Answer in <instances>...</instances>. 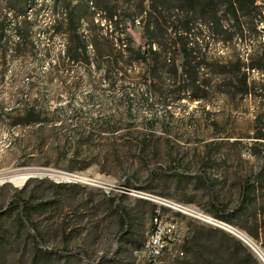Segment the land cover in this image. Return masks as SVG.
<instances>
[{"label": "rangeland", "instance_id": "obj_1", "mask_svg": "<svg viewBox=\"0 0 264 264\" xmlns=\"http://www.w3.org/2000/svg\"><path fill=\"white\" fill-rule=\"evenodd\" d=\"M63 1L33 0V48L14 52L0 45V177L34 174L21 187L0 186V264H97L113 254L116 261L108 264H147L142 247L156 212L177 226L164 264H261L224 229L161 203L224 223L213 216L210 198L233 210L247 185L248 201L226 225L264 253V66L258 69L264 44L257 31L264 14L256 9L259 17H243L239 34L220 7L227 41L196 22L184 35L202 61L194 78L184 73L180 42L168 28L167 53L158 65L127 51L148 49L142 28L147 0H104L110 12L93 11V0H86L94 14L79 32L89 65L63 60L67 36L54 27ZM109 13L117 27L105 21ZM5 35L16 42L12 30ZM94 37L113 43L109 57L94 49ZM236 60L244 67L247 95L237 92V79L224 85L234 78L229 72ZM29 108L38 121L26 116ZM14 195L31 205L48 203L29 213L47 254L17 222V208L9 205ZM111 198L126 212V229ZM62 250L82 253L84 260L62 258Z\"/></svg>", "mask_w": 264, "mask_h": 264}, {"label": "trees", "instance_id": "obj_2", "mask_svg": "<svg viewBox=\"0 0 264 264\" xmlns=\"http://www.w3.org/2000/svg\"><path fill=\"white\" fill-rule=\"evenodd\" d=\"M89 2L86 0H78L75 4H71L70 0L60 2L61 9L63 11V17L57 20L54 27L58 30L61 29L67 36V44L64 50V57L73 63H81L85 66L89 65V56L87 54V44L83 40L80 34V27L82 22L88 17H91L94 12H91V8L104 12H110V7L104 0H93V6L90 8ZM148 12L145 14L143 23V34L147 40L148 49L146 51L128 52L134 54L142 62H146L148 59L152 61L154 65L159 64L161 53L164 55L167 53V44L165 43L166 29H170L172 34L180 42L181 53L183 56L182 68L184 73L188 76H194L196 78L197 71L200 68L202 61L198 60L195 56L196 44L189 46L187 37L184 35L190 34L193 30L196 22H202L209 25L217 36H220L225 41L230 39L228 32L223 28L222 20L218 16L220 7H224L227 14L232 18V21L239 34H242L243 28L241 19L243 17H250L254 19L256 15V8L253 0H147ZM33 0H0V45H11L14 52H19L21 48H33L30 40V31L32 24L28 19V10L33 7ZM140 7V15L145 13L142 6ZM2 8H6L11 12L12 18L7 14L2 13ZM106 22H115L116 27L119 22L114 20V14L109 13V16L105 18ZM6 30H12L15 35L16 42L12 43L9 38L6 37ZM176 42H173V45ZM91 45L98 52H101L100 56L109 57L113 51V43L110 41L94 37L91 40ZM156 45L158 50H153L152 47ZM160 49V50H159ZM160 52V53H159ZM163 61H170L166 59ZM173 62V59H172ZM264 63L258 66V69H262ZM248 68V67H247ZM252 68V66H251ZM234 77L230 78L225 86H230L236 80L240 93L247 95V82L244 72V67L239 60H236L230 65V72ZM239 76V77H237ZM195 81V79H194ZM235 87V86H232ZM197 97V96H196ZM26 116L30 118L31 122L38 121V115L34 109L29 108L26 110ZM154 176H151L149 182H153ZM153 184L150 183L147 186L139 187V190H147ZM249 188L247 185L241 188V192L236 206L233 210H228L226 207L219 205L213 197L210 198V207L213 211V216L222 220L225 224H231L232 218L248 201ZM116 199L111 198L108 200L109 206L116 213L118 212L120 218L121 229H126L128 220L126 212L118 206L116 208ZM9 205L17 208V222L24 226L27 231L28 237L32 240L34 247L41 253L47 254L44 248L41 246V237L39 232L35 229L32 222L29 221V213L32 209L42 208L44 209L48 203L39 202L36 204H29L28 200H25L18 195L11 197ZM117 209V210H116ZM54 253V252H53ZM57 254L62 258L73 257L77 261L84 260L82 253L72 251H58ZM248 261L252 260V256L248 254ZM116 261L115 255L109 257H102L101 261L97 264H108ZM88 264V263H86Z\"/></svg>", "mask_w": 264, "mask_h": 264}, {"label": "bare ground", "instance_id": "obj_3", "mask_svg": "<svg viewBox=\"0 0 264 264\" xmlns=\"http://www.w3.org/2000/svg\"><path fill=\"white\" fill-rule=\"evenodd\" d=\"M254 2V6L257 10H259V13L261 12V14H264V11L260 10V3L258 2V0H253ZM263 26L260 25L257 28L258 31V38H259V42L261 44H264V35H263ZM34 176V174L32 173H25V174H16V175H9V176H4V177H0V186L6 183H9L15 187H21L24 185V183L29 179L32 178ZM80 180H86L84 178H80ZM161 203V202H160ZM162 205L164 204V206H168L171 207L175 210L181 211V212H185V211H190L189 212V216L205 222L207 224H210L212 226H216L218 228H222L225 231H227L229 234L233 235L234 237H236L237 239H239L240 241H242L258 258V260L260 261L261 264H264V253L257 247L255 246L248 238H246L244 235L240 234L239 232H237L236 230L230 228L228 225L215 220L209 216H204L202 214L193 212L191 210H188L185 207H182L180 205L171 203V202H162ZM145 244V243H144Z\"/></svg>", "mask_w": 264, "mask_h": 264}, {"label": "built area", "instance_id": "obj_4", "mask_svg": "<svg viewBox=\"0 0 264 264\" xmlns=\"http://www.w3.org/2000/svg\"><path fill=\"white\" fill-rule=\"evenodd\" d=\"M258 2L260 3V10L264 11V0H258ZM152 223V232L142 247L143 257L147 264H164L163 258L170 242L175 240L177 226L173 221H162L157 212L152 219ZM175 255L182 256V252L177 251Z\"/></svg>", "mask_w": 264, "mask_h": 264}]
</instances>
